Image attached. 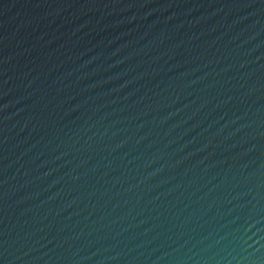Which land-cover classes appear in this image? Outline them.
Returning a JSON list of instances; mask_svg holds the SVG:
<instances>
[{"label":"water","instance_id":"obj_1","mask_svg":"<svg viewBox=\"0 0 264 264\" xmlns=\"http://www.w3.org/2000/svg\"><path fill=\"white\" fill-rule=\"evenodd\" d=\"M0 264H264V0H0Z\"/></svg>","mask_w":264,"mask_h":264}]
</instances>
